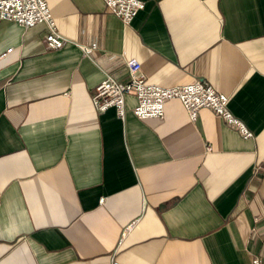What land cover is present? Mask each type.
I'll use <instances>...</instances> for the list:
<instances>
[{"label": "crops", "instance_id": "1", "mask_svg": "<svg viewBox=\"0 0 264 264\" xmlns=\"http://www.w3.org/2000/svg\"><path fill=\"white\" fill-rule=\"evenodd\" d=\"M143 1L126 24L103 0H47L66 39L51 50L45 23L0 18V264L264 257V0ZM132 57L153 83L229 94L254 136L176 98L163 117H137L131 94L123 118L96 110Z\"/></svg>", "mask_w": 264, "mask_h": 264}, {"label": "built area", "instance_id": "2", "mask_svg": "<svg viewBox=\"0 0 264 264\" xmlns=\"http://www.w3.org/2000/svg\"><path fill=\"white\" fill-rule=\"evenodd\" d=\"M106 8L123 23L129 24L139 10L144 8L143 0H103ZM0 18L16 21L25 27L34 26L38 22L47 25V32L43 40L47 49L62 47L66 39L58 31L55 18L49 9L47 0H0ZM82 51L90 54L97 46V42L80 44ZM12 47H8V53ZM5 53L1 54L3 56ZM128 77L124 81L107 76L96 86L92 94V103L96 110L104 111L111 106L120 118L125 115V99L128 94L136 97L133 107L137 117H163L164 104L170 98L178 99L186 108L189 118H197L202 108H210L227 124L233 125L244 138L253 137L252 130L246 122L236 116L228 106L229 94L214 87L210 82L198 78L184 84L162 85L147 79L143 68L136 58L127 59ZM209 149V147H207ZM103 200V198H102ZM264 257L254 256L253 264H262ZM111 264H125L117 256Z\"/></svg>", "mask_w": 264, "mask_h": 264}]
</instances>
